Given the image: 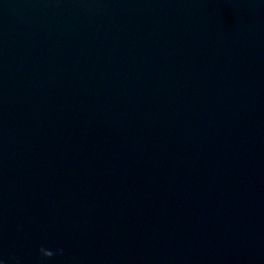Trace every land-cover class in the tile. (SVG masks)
Masks as SVG:
<instances>
[{
	"label": "water",
	"instance_id": "water-1",
	"mask_svg": "<svg viewBox=\"0 0 264 264\" xmlns=\"http://www.w3.org/2000/svg\"><path fill=\"white\" fill-rule=\"evenodd\" d=\"M3 264H264V0H0Z\"/></svg>",
	"mask_w": 264,
	"mask_h": 264
},
{
	"label": "clouds",
	"instance_id": "clouds-1",
	"mask_svg": "<svg viewBox=\"0 0 264 264\" xmlns=\"http://www.w3.org/2000/svg\"><path fill=\"white\" fill-rule=\"evenodd\" d=\"M0 264H3V261H0Z\"/></svg>",
	"mask_w": 264,
	"mask_h": 264
}]
</instances>
